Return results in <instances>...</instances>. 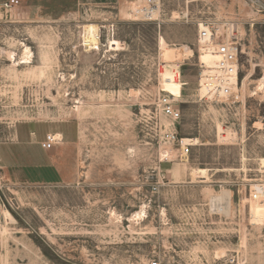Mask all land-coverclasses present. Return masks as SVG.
I'll list each match as a JSON object with an SVG mask.
<instances>
[{
    "label": "rangeland",
    "instance_id": "obj_1",
    "mask_svg": "<svg viewBox=\"0 0 264 264\" xmlns=\"http://www.w3.org/2000/svg\"><path fill=\"white\" fill-rule=\"evenodd\" d=\"M144 3L0 6V264H264V0H157L156 17H131ZM88 22L100 39L84 43ZM202 23L240 50L222 99L199 80ZM47 133L60 141L32 173ZM181 137L198 143L183 154Z\"/></svg>",
    "mask_w": 264,
    "mask_h": 264
},
{
    "label": "bare ground",
    "instance_id": "obj_2",
    "mask_svg": "<svg viewBox=\"0 0 264 264\" xmlns=\"http://www.w3.org/2000/svg\"><path fill=\"white\" fill-rule=\"evenodd\" d=\"M158 4V3H156ZM139 5V3H138ZM136 4L131 5V11L134 19L139 18L142 15V12H144L140 6ZM144 5V4H143ZM158 10H154L151 14V16H157ZM141 12V13H140ZM222 25V24H221ZM226 24H224L221 27H224L225 29ZM99 31H100V25L96 22H88L84 23L82 25L81 30V38L84 43H87L92 40H99ZM109 51H119L124 48V45L116 40L114 37H109L107 40V45ZM215 44H200L198 47V53H197V63L200 66L201 70L199 69V80L201 83L205 85H209L217 89L218 86L222 84V74L219 70L215 68L216 66V59L217 56L215 55ZM13 62H18L16 57L13 55H10ZM32 60V52L30 51L29 47L27 45H23L21 56L19 58L20 63H30ZM229 84H231L232 87H236L235 80L233 76H229L228 81ZM256 91H260L262 93L261 97H264V87L263 83L259 82L257 84V87L255 88ZM258 91V92H259ZM168 96L171 98V96L168 94ZM173 100V98H171ZM174 101V100H173ZM175 102V101H174ZM257 124V123H256ZM258 128H261L260 126ZM57 138L61 137L60 133L55 134ZM180 144L182 146L181 151L183 154H186V150L188 146L195 145L198 143V139L196 137H181ZM229 194L230 192L227 190H219L218 192H213L209 194L208 197V206L209 210L212 213H223L226 205L228 204L229 200ZM143 216V211H139L135 214H133L132 219L138 220Z\"/></svg>",
    "mask_w": 264,
    "mask_h": 264
},
{
    "label": "built area",
    "instance_id": "obj_3",
    "mask_svg": "<svg viewBox=\"0 0 264 264\" xmlns=\"http://www.w3.org/2000/svg\"><path fill=\"white\" fill-rule=\"evenodd\" d=\"M18 3L19 0H3L1 1L0 6L10 8L14 7ZM156 3L157 0H145L144 5H140L141 9L144 11L142 12L143 18H147L149 20L153 18V16H151L152 12L158 9V4ZM204 27H206V29L197 31V39L199 41L201 38L210 37L211 41L215 44L214 53L217 56L215 68L222 74V84L217 87L219 89L217 93L218 97L214 98L222 99L220 98L221 95L226 96L232 92V86L227 82L229 76H233L235 79H238L240 50L238 49V44L234 39L223 37L217 30L211 29L207 24ZM158 102L161 105L162 112L165 116L171 118L172 120L180 118L179 109L175 108L173 100L168 95L159 97ZM174 137V134L171 133L170 138L173 140ZM59 141V138H57L55 134L47 133L44 140L41 142V147L44 149H51V147ZM252 196L255 198L257 193L254 192ZM150 264H158V262L152 261Z\"/></svg>",
    "mask_w": 264,
    "mask_h": 264
},
{
    "label": "crops",
    "instance_id": "obj_4",
    "mask_svg": "<svg viewBox=\"0 0 264 264\" xmlns=\"http://www.w3.org/2000/svg\"><path fill=\"white\" fill-rule=\"evenodd\" d=\"M30 134H31L30 137H27V136L25 137L24 140H25L26 142H34V141H33V139H34V136H33L34 133H30ZM15 137H17L16 134H15ZM16 139H17V138H16ZM41 140H43V138H42ZM41 140L38 141V145H39V146H38V150H36V151L34 152L35 161L33 162V164H35V165H34L33 168H32V171H31L32 173H37L38 168H39V165H40V164H39V161H40V158H42L41 149H42V150H44V149H43V148L41 147V145H40V141H41ZM6 164H7V165H10L11 162H6ZM31 172H30V173H31Z\"/></svg>",
    "mask_w": 264,
    "mask_h": 264
}]
</instances>
